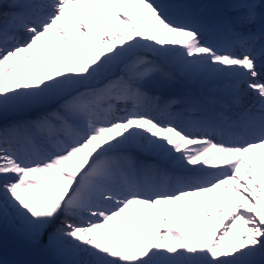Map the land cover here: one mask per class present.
Instances as JSON below:
<instances>
[{"label":"snow or ice","instance_id":"obj_1","mask_svg":"<svg viewBox=\"0 0 264 264\" xmlns=\"http://www.w3.org/2000/svg\"><path fill=\"white\" fill-rule=\"evenodd\" d=\"M0 264H264V0H0Z\"/></svg>","mask_w":264,"mask_h":264},{"label":"bare ground","instance_id":"obj_2","mask_svg":"<svg viewBox=\"0 0 264 264\" xmlns=\"http://www.w3.org/2000/svg\"><path fill=\"white\" fill-rule=\"evenodd\" d=\"M177 222H179V221H177ZM39 258H41V259H52V257H49V256L39 257Z\"/></svg>","mask_w":264,"mask_h":264}]
</instances>
